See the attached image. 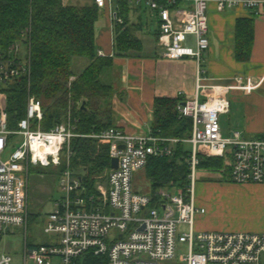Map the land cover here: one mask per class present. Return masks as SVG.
I'll list each match as a JSON object with an SVG mask.
<instances>
[{
	"label": "built area",
	"instance_id": "obj_1",
	"mask_svg": "<svg viewBox=\"0 0 264 264\" xmlns=\"http://www.w3.org/2000/svg\"><path fill=\"white\" fill-rule=\"evenodd\" d=\"M99 8L106 0H94ZM137 5L153 11L158 19L157 41L163 48L162 58L179 61L191 59L196 66L195 95L182 98L180 116L192 120V133L183 140L192 147L187 161L190 174L186 189L173 184L160 189L156 207L153 198L135 188V177L142 173L151 157H172L179 140L147 135H134L118 127H110L86 137L108 142L110 156L118 158V169L109 173L105 184L97 187L98 195L81 196V181L70 170L73 156L71 141L81 136L75 133L77 120L69 113L64 123L51 131H42L44 112L39 99L31 97L26 117L19 130L7 127L6 95H0V244L12 227L28 228L27 186L32 167L66 169L60 177L64 195L56 201L49 214L45 233L53 238L49 243L29 247L25 243L22 264H81L87 253L106 256L108 264H167L178 256V246L187 244L188 253L180 256L182 264H264L263 233L195 232L197 215L195 179L200 156L226 158L231 163L232 182L264 183V135L245 139L240 133L224 136L220 116L230 112L232 90L252 92L256 81L235 77L232 86L203 85L206 78L204 56L210 48L209 7L215 3L217 12L244 9L251 18H262V0H134ZM115 24L123 20L112 14ZM25 38V37H24ZM20 45V44H19ZM19 46L7 53L0 52V81L26 77L30 73L27 53ZM100 56H104L99 52ZM76 79L70 78V82ZM38 123L37 129H32ZM22 137L13 148L10 136ZM120 146H123L121 149ZM177 189V193L173 192ZM188 226L189 232L179 230ZM0 264H17L10 254H0Z\"/></svg>",
	"mask_w": 264,
	"mask_h": 264
},
{
	"label": "trees",
	"instance_id": "obj_2",
	"mask_svg": "<svg viewBox=\"0 0 264 264\" xmlns=\"http://www.w3.org/2000/svg\"><path fill=\"white\" fill-rule=\"evenodd\" d=\"M125 6L117 12L122 24L114 26L117 56L141 50L138 25L129 23ZM100 15L101 8L95 2L81 6L65 0H0V52L7 53L11 47L22 44L30 65L28 76L0 81V95H6L7 127L12 132L19 130L31 97L42 103V131H51L64 123L70 113L77 120L75 133L81 135L71 141L70 170L81 181L83 197L97 196L98 185L104 184L111 172L110 144L86 137L114 126V88L101 81L104 71L114 66V57L98 54L96 26ZM253 43L254 19H240L236 43L239 61L250 60ZM76 57L90 60L89 66L77 76L72 68ZM72 76L76 79L70 82ZM181 101V97H166L154 102L151 133L179 141L172 157H151L145 170L135 177L136 190L154 197L150 207L157 205L158 190L171 188L170 184L186 189L189 184L187 161L191 151L185 149L183 140L191 137L192 120L180 116ZM37 126L38 123L33 124L32 129ZM15 138L11 135L10 142ZM199 160L197 171L231 175L229 156H200ZM66 166L63 155L62 164L56 169L60 175ZM80 263L108 264V259L87 253Z\"/></svg>",
	"mask_w": 264,
	"mask_h": 264
},
{
	"label": "crops",
	"instance_id": "obj_3",
	"mask_svg": "<svg viewBox=\"0 0 264 264\" xmlns=\"http://www.w3.org/2000/svg\"><path fill=\"white\" fill-rule=\"evenodd\" d=\"M65 1L81 6L94 3V0ZM122 5H126L129 23L138 25L137 37L141 42V50L132 51L128 56H117L114 46L115 25L112 14L118 12ZM248 18H251L250 13L244 9L220 13L217 12L215 3L210 4V48L204 56L206 78L202 84L232 86L237 76L256 81L258 87L252 92L235 91L234 98L237 102L234 104L235 108L232 101L230 112L225 116L234 114L238 129L231 134L240 133L244 137L250 134L259 137L264 135V11L262 18L254 19L251 58L241 62L236 58L237 23L240 19ZM158 23L159 19L153 11L135 4L134 0H106V6L101 8L97 22L98 54L101 52L104 56L114 57L112 68L117 79L111 85L115 88L112 100L113 125L129 134L147 135L151 132L153 107L157 98H175L182 92L188 99L195 95L194 61L191 59L171 61L162 58L163 51L160 50L157 41ZM89 64L84 65L78 74L73 70L74 74L76 76L81 74ZM30 170L35 171L34 167ZM199 218L200 216L197 219ZM200 230L211 231L201 228ZM26 243L29 247L40 245L29 241Z\"/></svg>",
	"mask_w": 264,
	"mask_h": 264
},
{
	"label": "rangeland",
	"instance_id": "obj_4",
	"mask_svg": "<svg viewBox=\"0 0 264 264\" xmlns=\"http://www.w3.org/2000/svg\"><path fill=\"white\" fill-rule=\"evenodd\" d=\"M20 53H26V47L18 45ZM160 50L164 51L161 46ZM90 63V60L83 57H76L72 60V68L76 74L82 71V67ZM113 68L105 70L101 81L104 84L112 85L117 79ZM115 89V88H114ZM235 91L232 90L231 102L233 108L237 102ZM234 95V96H233ZM220 116V123L223 135L230 136L231 132L237 131L234 114L231 116ZM258 136L247 134L244 138L251 139ZM22 142V137L13 140V148L7 151L4 159H7L14 148ZM177 145L174 144V149ZM185 149L191 151L189 143H185ZM35 171H29L27 186L28 204V228L12 227L10 232L3 236L0 244V254H10L17 264H22V253L26 242L34 244L49 243L52 236L45 233L49 221V214L56 209V201L64 192L61 190L60 177L55 168L34 167ZM195 198L197 209H203L204 215L197 219L194 225L195 232H203L201 229L230 233H263L264 231V183L263 184H237L232 182L230 176L222 173L198 170L195 179ZM105 184V183H104ZM259 185V187L256 186ZM256 188V189H255ZM177 193V189H173ZM199 228V229H198ZM179 230L189 232L188 226H180ZM210 231V232H211ZM178 256L173 263L182 264L179 258L188 253L187 244L178 246Z\"/></svg>",
	"mask_w": 264,
	"mask_h": 264
},
{
	"label": "water",
	"instance_id": "obj_5",
	"mask_svg": "<svg viewBox=\"0 0 264 264\" xmlns=\"http://www.w3.org/2000/svg\"><path fill=\"white\" fill-rule=\"evenodd\" d=\"M120 148L122 149L123 148V146H120ZM118 158H112L111 159V169L112 170H116V169H118Z\"/></svg>",
	"mask_w": 264,
	"mask_h": 264
}]
</instances>
